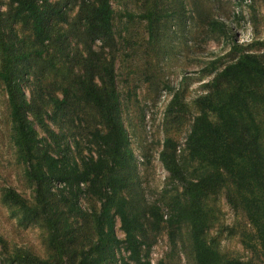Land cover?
<instances>
[{"label": "trees", "instance_id": "obj_1", "mask_svg": "<svg viewBox=\"0 0 264 264\" xmlns=\"http://www.w3.org/2000/svg\"><path fill=\"white\" fill-rule=\"evenodd\" d=\"M8 3L3 11L0 1V81L8 96L13 141L35 198L29 201L6 186L3 199L24 217L41 220L51 249L47 257L18 251L11 261L152 264L143 253L144 238L147 229L158 230L165 222L172 238L189 223L196 264H264L226 258L205 237L211 224L205 201L225 189L228 202L246 213L264 252V40L253 43L262 52L234 40L238 55L222 68L214 65L209 90L195 99L198 112L185 148L166 137L160 152L181 190L166 189L162 201L151 202L137 179L114 57L104 55L116 40L111 0ZM214 23L227 29L225 22ZM184 108L176 92L166 113ZM37 125L46 136H39ZM87 129L85 154L77 134ZM81 197L93 202L89 210ZM118 218L123 239L116 231ZM85 225L92 235H84ZM122 248L128 256H119Z\"/></svg>", "mask_w": 264, "mask_h": 264}, {"label": "rangeland", "instance_id": "obj_2", "mask_svg": "<svg viewBox=\"0 0 264 264\" xmlns=\"http://www.w3.org/2000/svg\"><path fill=\"white\" fill-rule=\"evenodd\" d=\"M0 1L6 11L8 0ZM111 2L116 40L113 47L104 48V55L108 59L114 57L122 118L133 150L137 179L146 199L162 201L166 189L170 193L181 190L171 181L160 159L164 139L172 137L180 150L185 148V137L198 112L195 99L209 90L207 84L216 74L211 72L214 65L220 63L222 68L238 55L234 40L246 45L249 51L262 52L253 43L264 40V0ZM74 13L75 10L71 14ZM216 20L225 22L227 29L214 25ZM101 46L97 40L95 47ZM25 91L30 95L28 87ZM176 92L185 108L167 115V106ZM50 124L58 131L56 125ZM37 129L40 137L46 136L40 125ZM88 129L77 134L85 154L90 145ZM6 186L14 187L29 201L35 198L34 186L27 179L13 141L8 96L0 81V234L5 241L0 243V264H21L11 261L12 254L18 251L47 257L51 249L41 220L24 217L20 209L6 202ZM81 203L86 210L93 206L86 197H81ZM205 203L211 217L206 239L226 258L264 262L254 227L243 210L228 202L226 190L207 198ZM116 231L121 239L125 237L119 218ZM83 232L92 235L89 225H85ZM144 239L143 253L152 264H196L189 223H184L172 238L170 227L164 222L158 230L147 229ZM120 255L128 256V252L122 248Z\"/></svg>", "mask_w": 264, "mask_h": 264}]
</instances>
